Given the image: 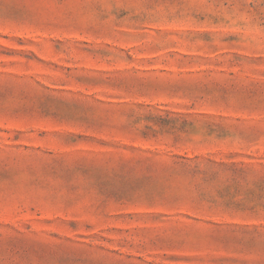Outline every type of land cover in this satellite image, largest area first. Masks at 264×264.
Masks as SVG:
<instances>
[{"label": "rangeland", "instance_id": "rangeland-1", "mask_svg": "<svg viewBox=\"0 0 264 264\" xmlns=\"http://www.w3.org/2000/svg\"><path fill=\"white\" fill-rule=\"evenodd\" d=\"M0 264H264V0H0Z\"/></svg>", "mask_w": 264, "mask_h": 264}]
</instances>
